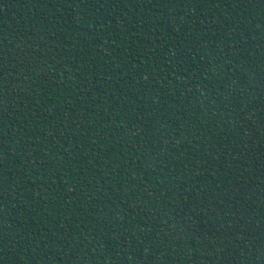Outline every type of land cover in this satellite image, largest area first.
Masks as SVG:
<instances>
[{
    "label": "trees",
    "instance_id": "1",
    "mask_svg": "<svg viewBox=\"0 0 264 264\" xmlns=\"http://www.w3.org/2000/svg\"><path fill=\"white\" fill-rule=\"evenodd\" d=\"M0 264H264V0H0Z\"/></svg>",
    "mask_w": 264,
    "mask_h": 264
}]
</instances>
